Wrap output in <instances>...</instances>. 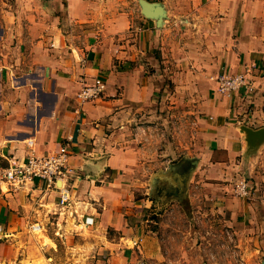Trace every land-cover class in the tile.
I'll return each mask as SVG.
<instances>
[{"label": "crops", "instance_id": "crops-1", "mask_svg": "<svg viewBox=\"0 0 264 264\" xmlns=\"http://www.w3.org/2000/svg\"><path fill=\"white\" fill-rule=\"evenodd\" d=\"M159 2L166 13L160 26L138 0H0V165L67 143L69 203L96 227L117 230L118 247L122 239L136 242L121 208L122 190L130 192L121 179L144 152L137 111L152 97L154 78H204L219 67L245 72L249 90L222 94L210 79L202 92L190 174L218 212L231 223L249 221L261 239L264 138L251 144L242 126L264 128V0H192L187 36L184 26L170 34L168 22L180 11ZM96 76L105 81L103 96L81 102L82 83ZM26 184L22 194L35 191ZM5 189L0 183V202L8 204L0 213L10 218L19 204ZM148 246L155 250V240L142 238L134 256L149 257Z\"/></svg>", "mask_w": 264, "mask_h": 264}, {"label": "rangeland", "instance_id": "rangeland-1", "mask_svg": "<svg viewBox=\"0 0 264 264\" xmlns=\"http://www.w3.org/2000/svg\"><path fill=\"white\" fill-rule=\"evenodd\" d=\"M164 1L180 11L168 22L170 34L183 31L182 26L186 36L192 34V0ZM221 72L219 67L204 78H154L152 97L137 111L144 127L138 144L144 152L130 177L121 179L130 189L122 190L121 208L135 228L136 242L122 239L118 247L117 230L96 227L91 218L78 214L69 203L73 173L64 198L45 183L37 182L34 192L22 194L27 184L14 188L0 181L19 204L13 217L0 213V264H262L264 237L256 238L259 232L247 220L229 222L208 199V190L191 181V160L200 150L201 95ZM142 238L155 240V250L148 246L149 257L134 256Z\"/></svg>", "mask_w": 264, "mask_h": 264}, {"label": "built area", "instance_id": "built-area-1", "mask_svg": "<svg viewBox=\"0 0 264 264\" xmlns=\"http://www.w3.org/2000/svg\"><path fill=\"white\" fill-rule=\"evenodd\" d=\"M217 90L222 94H230L239 89L249 90V80L245 72L223 71L216 78ZM105 90V81L100 76L91 82L84 81L78 92L81 102L100 99ZM70 151L67 143H61L56 151L41 155L29 154L21 161L8 162L0 165V181L11 184L14 188L23 186L26 182L45 183L58 188L64 197L68 193L69 178L72 168L68 164ZM238 192L246 194L244 182L237 184Z\"/></svg>", "mask_w": 264, "mask_h": 264}, {"label": "water", "instance_id": "water-1", "mask_svg": "<svg viewBox=\"0 0 264 264\" xmlns=\"http://www.w3.org/2000/svg\"><path fill=\"white\" fill-rule=\"evenodd\" d=\"M140 5L141 13L147 17L156 20L158 26L161 25L162 19L165 17V8L161 2L149 1V0H138ZM247 134V140L254 144L256 141H260L264 138V128L252 129L246 126H242ZM264 264V260L262 261Z\"/></svg>", "mask_w": 264, "mask_h": 264}]
</instances>
